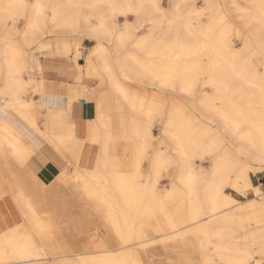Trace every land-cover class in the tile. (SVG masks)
Instances as JSON below:
<instances>
[{
	"label": "bare ground",
	"instance_id": "1",
	"mask_svg": "<svg viewBox=\"0 0 264 264\" xmlns=\"http://www.w3.org/2000/svg\"><path fill=\"white\" fill-rule=\"evenodd\" d=\"M167 1L168 8L164 0H0V29L6 34L0 39V119L21 129L19 121L68 163L74 133L54 134L40 126L45 91L44 82L32 75L33 47L57 34L96 40L95 63L119 101L118 110L126 108L120 129L110 132L99 120L87 121L88 129L99 132L87 139L99 146L93 172L65 173L50 157L61 168L56 185L63 183L62 195L77 192L111 234V240L98 243L86 237L85 245L107 249L111 241L121 246L138 241L147 248L158 234V244L183 252L172 264L190 261L199 251L200 264H260L264 212L228 191L245 192L254 185L252 165L264 166V67L261 72L252 65L254 59L264 62V0H224L237 26L210 20L200 30L194 20L211 19L216 0L206 2L208 9L193 0ZM19 19L23 30L15 27ZM235 34L244 38L239 49L231 40ZM175 95L190 99L191 107ZM155 123L159 135L153 134ZM116 135L134 144L130 172L107 171L109 142ZM39 147L0 123V264L72 256L81 264H152L138 250L71 254L62 232L54 231L56 205L40 204L48 194L20 172ZM169 175L171 193L183 198L173 210L159 204L158 183ZM249 210L255 213L248 215ZM256 254L260 258L253 262Z\"/></svg>",
	"mask_w": 264,
	"mask_h": 264
},
{
	"label": "rangeland",
	"instance_id": "2",
	"mask_svg": "<svg viewBox=\"0 0 264 264\" xmlns=\"http://www.w3.org/2000/svg\"><path fill=\"white\" fill-rule=\"evenodd\" d=\"M34 0H30V2H33ZM208 0H193V2L195 4H204L205 8H210V4L206 5V2ZM243 2V0H240V2ZM164 6L166 8H168L169 4L168 1L164 0ZM168 5V6H167ZM147 19V17L145 18V20ZM212 22H216V21H221L223 23H232L235 26H237V19L235 17H233L230 12H229V8L225 5V1L224 0H216V4L213 8V16L211 19L207 20V19H202L199 22L194 20L195 23V28L196 29H202L209 21ZM9 24L12 26V23L9 22ZM15 27H17L18 29L23 30L25 28L24 25V21L19 19L15 21ZM5 31L0 29V39L1 37L5 36ZM231 40L234 42V48L239 49L242 47V43L244 41V38L240 35L235 34V36H233L231 38ZM46 46H48V48H46ZM99 47V43L96 40L90 39V37L88 38V36L86 35H76V34H66V35H53L50 38L47 39H40L38 41V43L33 47V52H34V59H35V63L36 66L32 72V75L34 76L35 79H46V80H50V81H57V82H65V83H70V84H80L86 87L88 94L91 91H94L95 93L98 92H105V93H109V89L108 86L105 84V79L104 76L101 74V71L99 70L97 64L95 63V60L92 56V52L95 51L97 48ZM108 52H112V47L107 46L106 47ZM86 56L92 59V62L95 64L97 71L99 73L98 77L96 78V80L92 79V80H88L86 77ZM258 59H254L252 61V65H254L255 67H257L258 69H260L261 72H263V67H264V62L262 59L258 60ZM256 63V64H255ZM262 66H261V65ZM259 65V67H258ZM67 74V78L68 81H58V76L62 75V74ZM110 94V93H109ZM167 97L170 96L169 93L165 94ZM176 97V95H175ZM58 98V97H57ZM179 100L184 101V103L190 106V103L188 102L190 99L188 98H184L183 96H179L177 95V97ZM56 98H54L53 100H51L50 98H47L45 100H43V106L45 108H52L49 106L48 102L52 103ZM82 103L81 101L78 104ZM166 105L170 106L171 103L170 101H168L166 103ZM54 109L57 107H53ZM125 109V107H122V109ZM72 110V109H71ZM49 115H54L55 112L52 111L50 113H48ZM68 122H72V115H71V111L69 112V116H68ZM40 126L44 131L47 132H51L48 131L46 129V121L43 118V120L40 122ZM81 128H83L84 132L86 129V122L82 123ZM153 134L154 135H159L160 133V125L155 123L154 127H153ZM54 133L55 132H51ZM163 137V136H162ZM161 137V138H162ZM165 139V138H164ZM154 144L158 143V140H154L153 142ZM45 147L48 150L49 156L51 158L57 159L59 161L60 164L64 165L65 168L63 169V171L66 172H74L73 170H75L76 167H79L81 170H85V171H92V166L96 164V160L99 154V146H95L94 147V152H92V155H88L86 156V150L84 147L88 144H86L85 142H83L81 139L74 138V140L71 141L70 144V151H69V155H68V163L67 160L64 159H60L55 157V155H53L52 151L48 149L47 144L44 143ZM96 149H98V151L96 152ZM83 150V151H82ZM131 152H127L126 154H122L119 153L117 154L116 158L119 160H125V159H129L131 157ZM90 157V165L88 166V168H90L89 170H87L86 168H82L80 166V164L82 165L84 163V161L86 160V158ZM52 161V159H51ZM53 162V161H52ZM54 163V162H53ZM204 172L209 174L210 172V161L208 160V158H206L204 160ZM61 169V168H60ZM148 169V164H145V168L143 167V173L146 174ZM115 170L117 171H124L126 170L125 167H117ZM171 173V172H169ZM250 176L253 179L254 185L257 186V189L254 188V185L250 188H248L245 192L243 193H235L232 191H228L229 193H231L238 201L239 203H244V205H249L250 202H253L257 205L260 206V208L257 209L258 212H260L262 214V212H264L263 208H264V166H260V165H252V167L250 168ZM24 178V177H23ZM172 177L166 176L164 179H162L159 183H158V187L159 189L162 191L163 193V198L160 199V205L165 206L168 210H173L176 207H178L181 202H182V197H176L171 193V179ZM57 187H59L61 190H59V192L56 194L59 199L60 198H64V197H76L79 199L80 202H87L84 199L80 198L77 195V192L75 193H70V195H62L63 192H65V187L63 185L62 182H59L57 184ZM43 192V191H42ZM48 198V196L46 197ZM36 200H38V198H34ZM58 199V200H59ZM86 207H91L86 206ZM263 207V208H262ZM255 212H252L251 210L248 211V215H252ZM263 215V214H262ZM84 224L86 222H83ZM262 226L264 227V223H262ZM95 233L96 234H101L102 232H104V230L106 228L105 224H103L100 220H96L95 221ZM81 230V229H80ZM79 232L81 233L82 231ZM54 231H58L56 228H54ZM63 234L66 233V231H62ZM108 235L106 237L104 236H99L96 235L94 238L95 243L100 242L101 240L105 241V240H111V234L110 232H108ZM62 238H64V240H70V237L67 236H63ZM79 240L82 239L83 237L79 236L78 237ZM151 238H154L155 242L153 241V245H150L149 247L145 248L143 245L138 244V241H131L129 242L126 246H121L118 244H114L115 241H111L112 243L108 246L107 249H96V244L94 246V252H99V251H109V254H116L119 255L121 253H123L124 251H131L134 252L135 250H138L141 254H144L146 256H148L149 260L151 261L152 264H172V263H178V258L183 254V252L180 251H173V250H168L167 248L164 247V245L158 244V234H153L151 236ZM140 242V241H139ZM87 248V247H86ZM116 251V252H114ZM77 253H81V251L77 252ZM82 253H87L86 251H82ZM90 253V252H88ZM71 254H75L74 252ZM198 254V253H197ZM193 256V258L190 261H183L182 260V264H200V258H201V252L199 251L198 255ZM90 256H96V255H90ZM177 256V257H176ZM51 257V256H49ZM76 259L75 256H72L70 258ZM260 255L256 254L253 262L259 260ZM49 260H52V258H49ZM79 260V259H78ZM170 260V261H169ZM176 260V261H175ZM48 261V260H47ZM172 261V262H171ZM81 263V261H80Z\"/></svg>",
	"mask_w": 264,
	"mask_h": 264
},
{
	"label": "crops",
	"instance_id": "3",
	"mask_svg": "<svg viewBox=\"0 0 264 264\" xmlns=\"http://www.w3.org/2000/svg\"><path fill=\"white\" fill-rule=\"evenodd\" d=\"M86 77L88 80H92L94 76H98L99 73L95 64L92 62V59L89 56H86ZM44 82V91L45 94L43 96V100L50 98L53 100L52 103L49 101L48 104L52 108H45V121H46V129L51 132H55V134L66 135L68 133H74L78 139H81L83 142L88 144L87 139L89 137L95 136L99 134V132L94 129H88L87 121L91 120V122H95L99 120L102 124L107 126V129L110 132L118 131L120 129L121 116L122 113L125 112V109L118 110L119 101L116 97L106 94L105 92L95 93L91 91L88 94V91L85 86L80 84H70L65 82H57L50 81L46 79H40ZM68 81L67 74H62L58 76V81ZM58 97V98H57ZM70 100H74L76 102L84 101L80 104L70 105ZM57 107V108H53ZM72 109V110H71ZM54 111V115H49L48 113ZM71 111L72 122H68L69 112ZM9 123L13 127L19 130L23 138L26 140L28 144L37 143L40 144V147L34 152L33 156L28 160L25 165H22L20 172L24 178L28 181L32 182L40 191L48 194V201L42 202L40 204H49L56 205L55 213L57 226L56 233L59 231H66L65 234L62 232V236L70 237V240H65L70 243L72 247V251L77 253L81 250L86 251L87 253L94 252L93 243L85 245L84 238L86 237H95L96 235L106 237L108 235L107 230L101 234L95 233V221L100 220V216L95 213L89 202H80L76 197H64L58 198L55 195L61 190L56 185V178L58 177L61 169L60 167L51 161L48 150L45 147L44 143H42L38 138L33 137L29 130L22 127L21 123L18 121L17 125L21 126V129L18 126H15L14 123L10 122L9 119L2 118L0 119V123ZM86 122L85 132L83 128H81L82 123ZM91 127V126H90ZM71 140V141H72ZM71 144V142H70ZM95 146L86 145L84 148L87 149L86 156L92 155L94 152ZM70 151V145H69ZM69 151L66 154L67 158L69 155ZM83 151V150H82ZM98 149H96V152ZM127 152H131V157L125 160H119L116 158L117 154L122 153L126 154ZM134 144L126 142L121 139L120 136H114L109 142L108 147V158H107V171L112 173H120V172H130L133 168L134 164ZM91 158L88 157L84 161V163L80 166L82 168H86L89 170L88 166L90 165ZM125 167L124 171L115 170L117 167ZM80 169L79 167H76ZM93 172L95 169V165L92 166ZM84 172L85 171L82 170ZM59 199V200H58ZM72 200V201H71ZM34 203V202H33ZM37 203V202H36ZM10 206L14 207L12 202H7ZM49 210V208H45V210ZM64 210L66 213H64ZM64 221L65 223H61ZM67 222V223H66ZM69 222V223H68ZM78 222H82L81 225ZM83 222H86L85 224ZM81 229V230H80ZM82 231L81 233L79 232ZM76 232V233H75ZM77 236H75V235ZM79 236L83 237L79 240ZM74 237V238H73ZM95 242V241H94ZM87 247L86 250L81 249ZM116 252V251H114ZM37 264H81L78 258H64L57 260H48L45 262H40Z\"/></svg>",
	"mask_w": 264,
	"mask_h": 264
},
{
	"label": "snow or ice",
	"instance_id": "4",
	"mask_svg": "<svg viewBox=\"0 0 264 264\" xmlns=\"http://www.w3.org/2000/svg\"><path fill=\"white\" fill-rule=\"evenodd\" d=\"M260 264H264V260H262V261L260 262Z\"/></svg>",
	"mask_w": 264,
	"mask_h": 264
},
{
	"label": "water",
	"instance_id": "5",
	"mask_svg": "<svg viewBox=\"0 0 264 264\" xmlns=\"http://www.w3.org/2000/svg\"><path fill=\"white\" fill-rule=\"evenodd\" d=\"M82 103L84 102V101H81Z\"/></svg>",
	"mask_w": 264,
	"mask_h": 264
}]
</instances>
